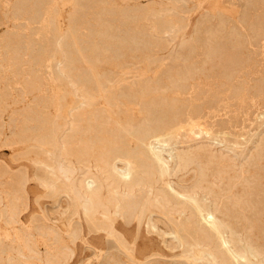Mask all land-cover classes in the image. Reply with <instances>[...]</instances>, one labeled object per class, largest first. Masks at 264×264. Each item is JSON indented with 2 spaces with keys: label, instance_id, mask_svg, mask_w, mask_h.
Instances as JSON below:
<instances>
[{
  "label": "rangeland",
  "instance_id": "obj_1",
  "mask_svg": "<svg viewBox=\"0 0 264 264\" xmlns=\"http://www.w3.org/2000/svg\"><path fill=\"white\" fill-rule=\"evenodd\" d=\"M0 6V251L7 249L4 257L0 254V264H200L207 258L211 264L208 253L217 260L220 257L219 264H237L219 236L200 232L201 218L194 201L204 209V215L207 211L216 213L212 212L225 237L234 238L230 249L235 245L234 252L241 250L239 254L247 256L246 264H264V0H0ZM59 32L65 34L66 59L62 65L52 56ZM89 67H95V76ZM107 78H112L111 84ZM96 79L116 89L107 94V105L97 94ZM84 98L90 105L83 104ZM143 106H147L145 110ZM120 117L123 120L119 121ZM158 119L163 120L160 123ZM144 121L164 133L162 143L165 140L167 153L173 154L166 175L151 167L147 152L140 145L138 148L136 139L123 136L126 129L136 123L145 125ZM55 143L60 144L59 156L75 175L73 186L80 192L79 185L87 179L83 175L88 177L93 171L89 178L96 174L119 199L124 189L102 161L115 148L120 168L122 156L127 163L132 161L137 177H132L136 182L130 201L139 205L135 207L137 217L115 214L113 205L106 202L108 210L100 209L96 217L108 228L100 234L75 235L73 231L79 230L75 224L80 228L81 220L74 216L70 188L53 173ZM142 155L148 156V161ZM156 182L157 187L153 186ZM160 190L164 192L158 193ZM70 201L74 202L71 208ZM138 211L143 213L141 221ZM110 225L128 236L139 228V242H132L128 248L119 246ZM47 227H53L52 231ZM44 230L48 232L45 235ZM53 231L62 234L73 256L68 257L54 244ZM17 249L25 250L26 262L17 255Z\"/></svg>",
  "mask_w": 264,
  "mask_h": 264
},
{
  "label": "bare ground",
  "instance_id": "obj_2",
  "mask_svg": "<svg viewBox=\"0 0 264 264\" xmlns=\"http://www.w3.org/2000/svg\"><path fill=\"white\" fill-rule=\"evenodd\" d=\"M22 2H23V0H22ZM170 2V1H169ZM37 4V3H36ZM1 7V6H0ZM9 7V6H8ZM188 9V8H187ZM188 19V18H187ZM263 22V21H262ZM128 23V22H127ZM249 23V22H248ZM55 25V24H54ZM263 25V24H262ZM56 26V25H55ZM223 26V25H222ZM221 26V27H222ZM64 27H67L66 25H64ZM257 27V26H256ZM259 27V26H258ZM54 28H56V27H54ZM57 28H58V26H57ZM239 28V27H238ZM64 29H66V28H64ZM241 29V28H240ZM56 30V29H55ZM67 30V29H66ZM176 30V29H175ZM263 30V29H262ZM58 30H56V32H57ZM62 31V30H61ZM69 31V30H68ZM247 31V30H246ZM259 31V30H258ZM184 32V31H183ZM58 33V32H57ZM60 33V32H59ZM67 33V32H66ZM236 33V32H235ZM61 34V33H60ZM58 35V34H57ZM257 35V34H256ZM241 36V35H240ZM65 37V34H61V35H58L57 37H56V39L54 40L55 42H54V47H53V49H52V52H53V59L54 60H57L58 61V65H59V63L62 65V63L65 61V59H66V48L64 47V44H63V42H62V39ZM68 37V36H67ZM113 37V36H112ZM248 38V37H247ZM67 39V38H66ZM196 40V39H195ZM254 40V39H253ZM122 42V41H121ZM143 42V41H142ZM66 43V42H65ZM192 47V46H191ZM207 47V46H206ZM215 48V47H214ZM193 49V48H192ZM169 51V50H168ZM193 52V51H192ZM120 53V52H119ZM210 53H212V52H210ZM220 53H221V51H220ZM223 53V52H222ZM225 53V52H224ZM230 53V52H229ZM182 54V53H181ZM202 54V53H201ZM214 54V53H213ZM233 54V53H232ZM211 56V55H210ZM208 57V56H207ZM234 57V56H233ZM209 58V57H208ZM232 58V57H231ZM249 60V59H248ZM205 61V60H204ZM203 61V62H204ZM214 61V60H213ZM55 63H57V62H55ZM86 63V62H85ZM202 63V62H201ZM236 64V63H235ZM88 65H90V64H88ZM217 65V64H216ZM215 65V66H216ZM92 66V65H91ZM200 66V65H199ZM218 66V65H217ZM223 66H225V65H223ZM95 68V67H94ZM94 68L92 69V67H89V71L91 72V74H93L94 76H95V70H94ZM219 68H221L222 69V67H219ZM229 68V67H228ZM233 69V68H232ZM86 70V69H85ZM88 70V69H87ZM197 71V70H196ZM224 72V71H223ZM239 72V71H238ZM185 73V72H184ZM232 73V72H231ZM230 73V74H231ZM83 74H84V72H83ZM98 74V73H97ZM183 74V73H182ZM82 75V74H81ZM89 75V74H88ZM237 75V74H236ZM241 75V74H240ZM83 76V75H82ZM97 76V75H96ZM188 76V75H187ZM217 76V75H216ZM90 75L88 76V78L90 79ZM93 77V76H92ZM225 77V76H224ZM86 78V79H85ZM84 79L85 80H87V77H85ZM97 78V77H96ZM101 78V77H100ZM103 78H105V77H103ZM193 78V77H192ZM219 78V77H218ZM92 79V78H91ZM93 79H95V78H93ZM97 79H99V78H97ZM96 79V83H97V88H98V93L97 94H99V97H100V99H103L104 100V102H105V104L107 103V96H109V95H107V94H110L111 93V91L112 90H114L112 87H110L111 85V79L109 78H107L108 79V81H110V84H109V82H107L108 83V85L106 84H104V83H102L101 81V79L100 80H97ZM115 79V78H114ZM228 79V78H227ZM235 79V78H234ZM64 80V79H63ZM67 80V79H66ZM105 80V79H104ZM252 80V79H251ZM82 81H84V80H82ZM80 82V84H82V82H81V80L79 81ZM114 82V81H113ZM231 82V81H230ZM37 83V82H36ZM65 83V82H64ZM153 83V82H152ZM152 83H151V85H152ZM67 84V83H66ZM84 84L87 86V84L84 82ZM84 84H82V85H84ZM92 84V83H91ZM113 84V83H112ZM116 84V83H115ZM119 85H120V82L118 83ZM147 84H148V82H147ZM154 84V83H153ZM156 84V83H155ZM227 84H229V82L227 83ZM240 84V83H239ZM36 85V84H35ZM81 85V86H82ZM89 85V84H88ZM110 85V86H109ZM117 85V84H116ZM184 85V84H183ZM68 86H70L69 84H68ZM85 86V87H86ZM93 86V85H92ZM182 86V85H181ZM241 86V85H240ZM65 87H67V85L65 86ZM94 87H95V85H94ZM93 87V88H94ZM118 87V86H117ZM120 87V86H119ZM144 87V86H143ZM153 87H154V85H153ZM202 87V86H201ZM238 87V86H237ZM82 88V87H81ZM83 88H84V86H83ZM88 88V87H87ZM96 88V89H97ZM158 88V87H157ZM157 88H156V90H157ZM68 89V88H67ZM85 90H86V88H84ZM143 88H141V90H142ZM145 89V88H144ZM191 89V88H190ZM195 89V88H194ZM69 91H70V87H69V89H68ZM82 90V89H81ZM92 90H95V88L94 89H92ZM92 90H90V91H92ZM116 90V89H115ZM150 89H147V93H148V91H149ZM155 90V89H154ZM248 90H249V88H248ZM68 91V92H69ZM79 91V90H78ZM143 91V90H142ZM251 91V90H250ZM257 91H258V89H257ZM67 92V91H66ZM77 92V91H76ZM87 92V91H86ZM85 92V93H86ZM97 92V91H96ZM141 92V91H140ZM150 92H152V91H150ZM249 92V91H248ZM11 93V92H10ZM89 93V92H88ZM116 92H114V94H115ZM142 93H144V92H142ZM260 93V92H259ZM74 94V93H73ZM92 94V93H91ZM112 94V93H111ZM257 94V93H256ZM81 95V94H80ZM90 94H88V97H90L89 96ZM119 95V94H118ZM252 95V94H251ZM85 96V95H84ZM83 97V96H82ZM92 97V96H91ZM110 97V96H109ZM116 97V96H115ZM145 97V96H144ZM143 97V98H144ZM147 97V96H146ZM94 98V97H93ZM148 98V97H147ZM227 98V97H226ZM237 98V97H236ZM89 99H91V98H89ZM96 99V98H95ZM78 100H80L79 98H78ZM98 100V99H97ZM112 100H113V98H112ZM115 101L117 100V99H114ZM143 100V99H142ZM226 100V99H225ZM238 100V99H237ZM82 101H83V104H87L88 102H85L86 100H85V98L84 99H82ZM88 101H90V100H88ZM95 103L94 104H96V101H94ZM98 102H101V101H98ZM111 102V101H110ZM113 103H115L114 101H112ZM236 102V101H235ZM253 102V101H252ZM78 103V102H77ZM91 103H93V102H91ZM80 104V103H79ZM141 104H143V103H141ZM145 104V103H144ZM246 104V103H245ZM249 104V103H248ZM88 105H90L89 103H88ZM93 105V104H92ZM107 105V104H106ZM109 105V104H108ZM146 105V104H145ZM148 105V104H147ZM204 105V104H203ZM213 105V104H212ZM239 105V104H238ZM85 107H86V105H84ZM114 105H112V107H113ZM116 106V105H115ZM114 106V107H115ZM142 106V105H141ZM148 106H150V105H148ZM220 106V105H219ZM256 106V105H255ZM254 106V107H255ZM90 107H93V106H90ZM95 107H97V106H95ZM101 107V106H100ZM107 107V106H106ZM105 107V108H106ZM144 107V110H145V107H147V106H143ZM189 107V106H188ZM195 107V106H194ZM204 107V106H203ZM206 107V106H205ZM227 107V106H226ZM29 108V107H28ZM78 108V107H77ZM142 108V107H141ZM79 109V108H78ZM101 109V108H100ZM98 110V111H101V110ZM103 109V108H102ZM147 109V108H146ZM188 109V108H187ZM191 109V108H190ZM209 109V108H208ZM217 109V108H216ZM215 109V110H216ZM220 109H222V108H220ZM104 110V109H103ZM102 110V111H103ZM109 110V109H108ZM141 110V109H140ZM148 110V109H147ZM171 110V109H170ZM240 110H241V108H240ZM142 111H143V109H142ZM149 111V110H148ZM147 111V112H148ZM182 111V110H181ZM217 111V110H216ZM104 112H105V110H104ZM113 112V111H112ZM145 112V111H144ZM167 112V111H166ZM235 112V111H234ZM256 112V111H255ZM254 112V113H255ZM182 113V112H181ZM146 114V113H145ZM151 114H154V113H150V115ZM178 114V113H177ZM204 114V113H203ZM33 115V114H32ZM114 115V114H113ZM112 115V116H113ZM150 115H148V116H150ZM183 115V114H182ZM190 115V114H189ZM116 116V115H115ZM152 116V115H151ZM215 116V115H214ZM118 117V116H117ZM116 117V118H117ZM142 117H143V114H142ZM191 117H193V116H191ZM13 118V117H12ZM75 118V117H74ZM115 118V119H116ZM119 118V117H118ZM121 118V117H120ZM151 118V117H150ZM154 118H157V117H154ZM188 118V117H187ZM263 118V117H262ZM30 119V118H29ZM114 119V120H115ZM132 119V118H131ZM130 119V120H131ZM149 119V118H148ZM153 119V118H152ZM195 119V118H194ZM203 119V118H202ZM235 119V118H234ZM253 119V118H252ZM121 120H123L122 118L119 120V121H121ZM134 120V119H133ZM137 120V119H136ZM147 120V119H146ZM157 120V119H156ZM159 120V119H158ZM160 120H163V119H160ZM160 120H159V122H160ZM174 120V119H173ZM184 120V119H183ZM238 120V119H237ZM259 120V119H258ZM257 120V121H258ZM262 120V119H261ZM135 121V120H134ZM167 121V120H166ZM176 121V120H175ZM174 121V122H175ZM209 121V120H208ZM225 121V120H224ZM232 121V120H231ZM142 122V121H141ZM147 122V121H146ZM148 122H149V120H148ZM150 122H152V121H150ZM156 122V121H155ZM164 122V121H163ZM168 122V121H167ZM166 122V123H167ZM171 123H172V121H170ZM245 122V121H244ZM249 122V121H248ZM130 123V122H129ZM134 123V122H133ZM161 123V122H160ZM159 123V127H162L161 126V124ZM165 123V122H164ZM259 123V122H258ZM123 124V123H122ZM143 124H145V121H144V123ZM158 124V123H157ZM247 124V123H246ZM257 124V123H256ZM125 125V124H124ZM137 125V123L134 125V126H132V127H130L129 129H126V131H124L123 132V136H129V137H131V138H133V139H136L137 140V142H138V146L140 145L141 146V149L142 148H144L145 149V151L147 152V154H148V156H149V161L151 162V167L152 168H155V171H157V172H159L160 173V175H164L165 173L167 174V172L169 171V164H170V161H172L173 160V154H172V152H170L169 151V153H167V151H166V142H165V140H164V142H165V144H164V142L162 143V141H163V132H161V131H157L156 129H154V127L152 126V125H150V124H145V125H140V126H136ZM172 125V124H171ZM157 127H158V125H156ZM169 126H170V124H169ZM239 126V125H238ZM258 126V125H257ZM122 127V126H121ZM126 127H128V126H126ZM125 127V128H126ZM158 127V128H159ZM163 127H166L165 125H163ZM55 128V127H54ZM56 128H57V126H56ZM59 128V127H58ZM57 128V129H58ZM66 128V127H65ZM68 128V127H67ZM119 128V127H118ZM122 128H124V127H122ZM156 128V127H155ZM167 128H168V126H167ZM195 128H197V127H195ZM261 128V127H260ZM244 129V128H243ZM247 129V128H246ZM249 129V128H248ZM254 129V128H253ZM67 130V129H66ZM91 130V129H90ZM191 130V129H190ZM197 130H199V128L197 129ZM202 130V129H201ZM260 130V129H259ZM53 131H55V129L54 130H52V132ZM76 131V130H75ZM74 131V132H75ZM119 131V130H118ZM120 131H122V130H120ZM162 131H163V129H162ZM195 131V130H194ZM231 131V130H230ZM247 131V130H246ZM51 132V131H50ZM49 132V133H50ZM51 132V133H52ZM58 132H59V130H58ZM57 132V133H58ZM73 132V133H74ZM115 132V131H114ZM113 132V133H114ZM196 132H198V131H196ZM226 132V131H225ZM258 132V131H257ZM50 133V134H51ZM200 133V132H199ZM209 133V132H208ZM207 133V134H208ZM53 134V136H54V132L52 133ZM121 134V133H120ZM195 134V133H194ZM57 135V134H56ZM59 135V134H58ZM63 135V134H62ZM199 135H201V133L199 134ZM245 135V134H244ZM247 135V134H246ZM65 136V135H64ZM115 136V135H114ZM117 136V135H116ZM120 137H122L121 135H119ZM166 136V135H165ZM187 136H189V135H187ZM256 136V135H255ZM263 136V135H262ZM66 137V136H65ZM183 137V136H182ZM48 138V137H47ZM47 138H46V141H47ZM52 138V137H51ZM55 138H56V136H55ZM54 138V139H55ZM64 138V137H63ZM62 138V139H63ZM67 138V137H66ZM230 138V137H229ZM53 139V140H54ZM58 139V138H57ZM132 139V140H133ZM170 139V138H169ZM262 139V138H261ZM260 139V140H261ZM66 140V139H65ZM135 140V141H136ZM58 141H60V140H58ZM69 141V140H68ZM92 141V140H91ZM102 141V140H101ZM122 141V140H121ZM124 141V140H123ZM263 141V140H262ZM48 142V141H47ZM46 142V143H47ZM51 142H53V141H50L49 143H51ZM70 142V141H69ZM107 142V141H106ZM245 142V141H244ZM62 143H64L63 141H62ZM66 143V142H65ZM74 143V142H73ZM76 143V142H75ZM112 143V142H111ZM116 143V142H115ZM260 143H262V142H260ZM56 144V148H57V155L54 157L55 158V165H54V167H53V173H54V175H55V178H56V180H59L60 182H61V184H63L64 186H66V188L67 187H69L70 188V190H71V194L74 196V201H75V205L73 206V207H75L74 209V211H75V217H76V215H78L79 217H80V220H81V225H80V228H78L79 227V225L76 223L75 224V227L77 228V229H79V230H77V231H73L74 232V234L75 235H79V234H81V233H85L86 235H91V234H100L101 232H103L104 230H106V228H108V226L107 225H105L104 223H100V222H98V220H97V217H96V213L98 214V211L100 210V209H103L104 211L105 210H108L107 208H106V202H108V203H110V204H112L113 205V207L112 208H114V210H116V212H115V214L117 213V214H121V213H123V214H127L128 215V217L127 218H130V219H132V217H134L135 216V214H136V211L135 210H137V209H135V207L136 206H138L139 207V205H137V203H135V202H133V200L132 201H130V199L132 198V193H133V187H134V183L136 182H133L135 179V176L137 175H135L134 176V172H133V168H132V165L130 164L132 161H130V163H127L126 162V156L124 155V156H122V158H120V161L123 163V167L122 168H120L119 166H118V163L117 162H119V161H117V159L120 157L119 155H118V153H117V148H115V149H113L112 151H109V153H107V156L104 158L103 156V163H104V165H105V167L107 168L106 170H108V171H110L111 172V174L113 175V177L115 178V180L117 179V181H119V184H120V186L124 189V191H123V194H122V196L118 199H116L115 198V193L113 192V191H111V188H109L110 186H109V184H108V186L106 185V184H104V183H102V182H100L98 179H97V177H96V174L94 175V177L93 178H89L91 175H92V172H91V174L89 173V176L87 177V175H86V177H84V175H83V179L84 178H87L86 180H83L84 181V183H82V181H81V183H82V185H79V187L81 186V190H82V192H80V191H77L76 189H75V187L73 186V184H74V180L72 181V176H75V175H72V171L70 170V168L63 162V160L61 159V157L59 156V154H60V151H61V147H60V144L59 143H55ZM54 144V145H55ZM67 144V143H66ZM167 144H168V142H167ZM231 144V143H230ZM45 145V144H44ZM53 145V146H54ZM95 145V144H94ZM118 145V144H117ZM137 145V144H136ZM169 145V144H168ZM238 145V144H237ZM47 146V145H46ZM52 146V145H51ZM52 146V147H53ZM66 146V145H65ZM102 146H103V144H102ZM125 146H128V145H125ZM132 146V145H131ZM140 146L138 147V148H140ZM264 146V145H263ZM55 147V146H54ZM53 147V148H54ZM71 147V146H70ZM93 147V146H92ZM48 148H49V144H48ZM52 148V149H53ZM55 148V149H56ZM127 148V147H126ZM129 148V147H128ZM132 148V147H131ZM235 148V147H234ZM264 148V147H263ZM51 149V148H50ZM55 149H53V150H55ZM65 149H66V147H65ZM100 149V148H99ZM111 149V148H110ZM197 149V148H196ZM260 149V148H259ZM101 150V149H100ZM136 150V149H135ZM68 151V150H67ZM71 151V150H70ZM123 151V150H122ZM128 151H129V149H128ZM140 151V150H139ZM179 151V150H178ZM178 151H176L175 153L177 154V152ZM182 151V150H181ZM205 151V150H204ZM45 152H47V150H45ZM48 152H51L50 150L48 151ZM55 152V151H54ZM65 152V151H64ZM100 152V151H99ZM132 152V151H131ZM142 152H143V150H142ZM142 152H140V156H141V153ZM186 152V151H185ZM62 153V152H61ZM122 153V152H121ZM127 153V152H126ZM139 152H137V154H138ZM165 153H167L168 154V156H167V154H165ZM183 153V152H182ZM64 154V153H63ZM67 154V153H66ZM65 154V155H66ZM120 154V153H119ZM125 154V153H124ZM128 154V153H127ZM135 154V153H134ZM144 154V153H143ZM146 154V155H147ZM197 154V153H196ZM50 155V154H49ZM106 155V154H105ZM122 155V154H121ZM130 155V154H129ZM127 156V157H130V156ZM139 155V154H138ZM146 155H145V157H146ZM168 157H166V156ZM179 155H180V153H179ZM182 155H184V154H182ZM252 155V154H251ZM67 156V155H66ZM136 156V155H135ZM143 156V155H142ZM147 156V157H148ZM176 156V155H175ZM181 156V155H180ZM187 156L188 155H186V159H187ZM224 156V155H223ZM68 157V156H67ZM66 157V158H67ZM90 157V156H89ZM144 157V156H143ZM144 157V158H145ZM147 157L145 158V159H147ZM177 157H179L178 155H177ZM190 157V156H189ZM226 157V156H225ZM249 157H251V156H249ZM65 158V157H64ZM99 158V157H98ZM100 158H101V156H100ZM137 158V157H136ZM138 158H140V157H138ZM137 158V159H138ZM143 158V159H144ZM184 158V161H185V157H183ZM232 158V157H231ZM68 159V158H67ZM101 159V160H102ZM132 159H133V157H132ZM177 159V158H176ZM200 159V158H199ZM64 160H66V159H64ZM100 160V159H99ZM129 160H131L130 158H129ZM139 160V159H138ZM140 160H141V158H140ZM139 160V161H140ZM182 160V162H183V159H181ZM180 160V161H181ZM188 160V159H187ZM191 160H192V158H190V162H191ZM67 161V160H66ZM143 161V160H142ZM147 161H148V159H147ZM147 161H145L146 163H148ZM67 162H69V161H67ZM74 162V161H73ZM96 162H97V160H96ZM144 162V161H143ZM229 162H231V161H229ZM245 162V161H244ZM138 163V162H137ZM176 163V162H175ZM184 163V162H183ZM187 161L184 163V165H186L187 166ZM189 163V162H188ZM48 164V163H47ZM73 163H71V165H72ZM98 164V163H97ZM257 164V163H256ZM50 165V164H49ZM140 165V164H139ZM148 165V164H147ZM179 165H181V164H179ZM196 165V164H195ZM69 166H70V164H69ZM93 166V165H92ZM122 166V165H121ZM149 166V165H148ZM178 166V165H177ZM185 166V167H186ZM45 167V166H44ZM142 168L144 167V166H141ZM180 167V166H179ZM182 167V166H181ZM184 167V166H183ZM247 167V166H246ZM97 168H99V167H97ZM138 168V167H137ZM140 168V167H139ZM147 168V167H146ZM150 168V167H149ZM259 168V167H258ZM47 169V168H46ZM86 169V168H85ZM145 169V168H144ZM177 169H179L178 167H177ZM230 169V168H229ZM49 170V169H48ZM77 170V169H76ZM88 171L87 172H89V170L90 169H87ZM92 170V169H91ZM148 170V169H147ZM146 170V171H147ZM78 171V170H77ZM95 171V170H94ZM139 171V170H138ZM141 171V170H140ZM145 171V170H144ZM145 171V172H146ZM154 171V170H153ZM175 171V170H174ZM207 171V170H206ZM232 171V170H231ZM258 171V170H257ZM86 172V173H87ZM96 172V171H95ZM106 173H107V171H105ZM104 172V173H105ZM172 172V171H171ZM44 173V172H43ZM42 173V174H43ZM98 173V172H97ZM105 173V174H106ZM139 173V172H138ZM151 173L153 174V172L151 171ZM169 173V172H168ZM24 174V173H23ZM45 174V173H44ZM74 174V173H73ZM76 174V173H75ZM88 174V173H87ZM94 174V173H93ZM110 174V173H109ZM142 174V173H141ZM143 174H145L146 176L147 175H149L148 173H144L143 172ZM158 174V173H157ZM156 174V175H157ZM165 174V175H166ZM229 174V173H228ZM108 175V174H107ZM159 175V174H158ZM39 176H40V174H39ZM78 176V175H77ZM81 176V175H80ZM106 176V175H105ZM110 175H108L107 177H109ZM134 176V178H132ZM139 176V175H138ZM152 176H155V174H153ZM152 176H151V179H152ZM186 176V175H185ZM14 177V176H13ZM96 177V178H95ZM102 177V176H101ZM137 177V176H136ZM156 177V176H155ZM157 177H159V176H157ZM237 177V176H236ZM30 178V177H29ZM78 178V177H77ZM76 178V179H77ZM113 178V179H114ZM140 178V177H139ZM148 178H150V177H148L147 176V179ZM166 178V177H165ZM233 178V177H232ZM109 179V178H108ZM111 179V178H110ZM146 179V178H145ZM162 179V177L160 178V180ZM163 179H164V177H163ZM184 179V178H183ZM227 179V178H226ZM243 179V178H242ZM107 179H104V181H106ZM112 180V179H111ZM110 180V181H111ZM136 180H138V179H136ZM222 180V179H221ZM235 180V179H234ZM24 181V180H23ZM80 181L78 182V183H80ZM107 181H109V180H107ZM107 181H106V183H107ZM109 181V182H110ZM139 181V184H141V183H143V182H141L140 183V180H138ZM138 181H137V184H138ZM150 181V180H149ZM156 181V180H155ZM226 181V180H225ZM237 181V180H236ZM158 183H159V181H157ZM156 182V184H152L153 186H155L156 185V187H157V183ZM14 183V182H13ZM113 183H116V182H114V180H113ZM113 183H111V184H113ZM150 183V182H149ZM155 183V182H154ZM234 183V182H233ZM236 183V182H235ZM17 184V183H16ZM25 184H27L26 182H25ZM117 184V183H116ZM137 184H136V186H137ZM238 184V183H237ZM115 185V184H114ZM141 185H143V184H141ZM140 185V186H141ZM151 185V186H152ZM167 185V184H166ZM225 185V184H224ZM14 186V185H13ZM147 186V185H146ZM170 186V185H169ZM219 186V185H218ZM234 186V185H233ZM10 187V186H9ZM25 187V186H24ZM74 187V188H73ZM78 187V188H79ZM150 187V186H149ZM220 187V186H219ZM232 187V186H231ZM23 187L21 186V189H22ZM26 188V187H25ZM24 188V190H26ZM61 188H63V187H61ZM120 188V187H119ZM144 188V187H143ZM154 188V187H153ZM171 188V187H170ZM202 188V187H201ZM227 188V187H226ZM14 189V188H13ZM65 189V188H64ZM151 189V188H150ZM169 189V188H168ZM220 189V188H219ZM3 190V189H2ZM156 190V189H155ZM159 190V189H158ZM172 190V189H171ZM173 190H174V188H173ZM172 190V191H173ZM202 190V189H201ZM237 190V189H236ZM58 191H59V189H58ZM58 191H56V192H58ZM63 191V190H62ZM153 191V190H152ZM163 191V190H162ZM161 190H160V192H158V193H161L162 192ZM168 191H170V190H168ZM175 191V190H174ZM173 191V192H174ZM205 191V190H204ZM225 191V190H224ZM12 192V191H11ZM23 192V191H22ZM26 192V191H25ZM64 192H65V190H64ZM135 192V191H134ZM150 192H151V190H150ZM149 192V197H151L150 196V194H152V193H150ZM164 192V191H163ZM171 192V191H170ZM27 193V192H26ZM156 193H157V191H156ZM180 193H181V191H180ZM246 193V192H245ZM2 194V193H1ZM6 194V193H5ZM17 194H18V192H17ZM23 194V193H22ZM70 194V195H71ZM164 194V193H163ZM177 194V193H176ZM253 194V193H252ZM58 195V194H57ZM68 195V194H67ZM70 195H68V196H70ZM142 195V194H141ZM143 195H145V194H143ZM160 195V194H159ZM164 195H166V194H164ZM169 195H171V194H169ZM178 195V194H177ZM177 195H175V196H177ZM182 195H183V193H182ZM186 195V194H185ZM7 196V195H6ZM55 196V195H54ZM155 196H157V195H155ZM163 196V195H162ZM11 197V196H10ZM145 197V196H144ZM148 197V196H147ZM165 197V196H164ZM163 197V198H164ZM167 197V196H166ZM212 197V196H211ZM18 198V197H17ZM26 198V197H25ZM29 198V197H28ZM71 198V197H70ZM156 198V197H155ZM160 198V197H159ZM163 198H161L163 201H164V199ZM176 198V197H175ZM183 198V197H182ZM181 198V199H182ZM221 198V197H220ZM222 198H224V197H222ZM15 199V198H14ZM24 199V198H23ZM147 199V198H146ZM157 199H158V197H157ZM178 199V198H177ZM184 199H186V198H184ZM236 199H237V196H236ZM19 200V199H18ZM17 200V201H18ZM27 199H25V200H23L24 202L26 201ZM70 200H73V199H70ZM136 200V199H135ZM139 200V199H138ZM142 200V199H141ZM179 200V199H178ZM248 200V199H247ZM16 201V200H15ZM149 201V200H148ZM162 201V202H163ZM185 201V200H184ZM237 201V200H236ZM239 201V200H238ZM243 201V200H242ZM29 202V201H28ZM73 202V201H72ZM71 201H70V208H71V203H72ZM136 202H138L137 200H136ZM142 203H144L143 201H141ZM146 202V201H145ZM166 201H164V203H165ZM182 201L180 200V203H181ZM195 202V208H196V210H197V212H198V214L200 215V216H198L199 218H201V219H199L201 222H200V226H198V227H200L201 228V231L200 232H211V233H213V235H214V233H215V235H217V237L219 236L220 238H221V243H222V245L223 246H226L227 247V249H228V251L230 252V254H231V256L233 257V259L237 262V264H246V258H247V256H246V254L247 253H245V256H246V258H244L243 256H241L239 253H240V251L241 250H239V253H238V249H237V251L236 252H234L233 250L236 248V246L234 245V247L235 248H233V250H232V248L230 249V247H229V245H230V240L232 241L234 238L232 237V239H230L229 240V238H227V237H225L226 235H225V233L222 231V226H221V224L217 221V219H216V217L214 216L216 213L214 212V211H212L213 213H215V214H213L211 211H207L206 212V214L204 215L203 214V212H204V209H202L198 204H197V202L196 201H194ZM224 202V201H223ZM240 202V201H239ZM238 202V203H239ZM20 203V202H19ZM74 203V202H73ZM140 203V202H139ZM149 202H147V204H148ZM166 203H168V200H167V202ZM225 203V202H224ZM17 204V203H16ZM28 204V203H27ZM141 204V203H140ZM145 204V203H144ZM169 204H170V202H169ZM184 204V203H183ZM240 204H242V203H240ZM20 205V204H19ZM26 205V204H25ZM146 205V204H145ZM149 205V204H148ZM150 205H152V203L150 204ZM188 205V204H187ZM222 205H224V204H222ZM221 205V206H222ZM24 206V205H23ZM147 206V205H146ZM184 206V205H183ZM141 207L143 208L144 206H142L141 205ZM23 208H25V207H23ZM22 208V209H23ZM69 208V209H70ZM146 208V207H145ZM144 208V209H145ZM168 208V207H167ZM186 208V207H185ZM225 208V207H224ZM244 208V207H243ZM22 209H20V210H22ZM27 209V208H26ZM144 209L142 210V211H144ZM182 209V208H181ZM189 209H190V207H189ZM227 209V208H226ZM15 210V209H14ZM14 210H13V212H14ZM73 210V209H72ZM140 210V209H139ZM183 210H185V209H183ZM187 210V209H186ZM185 210V211H186ZM214 210V209H213ZM217 209H215V211H216ZM17 211H18V209H17ZM141 211V212H142ZM189 211H191V210H189ZM19 212V211H18ZM103 212V211H102ZM147 212V211H146ZM194 212V211H193ZM247 212V211H246ZM20 213V212H19ZM22 213H23V210H22ZM138 213H140L139 211H138ZM163 213V212H162ZM225 213V212H224ZM223 213V214H224ZM242 212H240V214H241ZM15 215H16V213H14ZM74 214V213H73ZM143 214V213H142ZM142 214L140 213V215H138V218L140 219V218H143L142 217ZM244 214H246V213H244ZM21 215L22 214H20V217H21ZM193 215V214H192ZM225 215V214H224ZM71 216H73L72 215V213H71ZM71 216H69L70 218H71ZM101 216H102V214H101ZM194 216H196V215H194ZM218 216V215H217ZM221 216H223V215H221ZM4 217V216H3ZM15 217V216H14ZM135 217H137V216H135ZM193 216H191L190 217V220H191V218H192ZM226 217V216H225ZM259 217V216H258ZM17 218V217H16ZM69 218V219H70ZM101 218H103V217H101ZM245 218V217H244ZM15 219V218H14ZM138 219V220H139ZM149 219H150V217H149ZM148 219V220H149ZM166 219V218H165ZM218 219H219V216H218ZM225 219V218H224ZM4 220V219H3ZM13 220V219H12ZM16 220V219H15ZM14 220V221H15ZM39 220H41V219H39ZM103 220V219H102ZM188 220V219H187ZM189 220V221H190ZM199 220H198V222H199ZM104 221V220H103ZM140 221H141V219H140ZM194 221V219L191 221V222H193ZM224 221V220H223ZM13 222V221H12ZM17 222V221H16ZM38 222V221H37ZM41 222V221H40ZM150 222V221H149ZM182 222V221H181ZM197 222V223H198ZM203 222V223H202ZM204 222L206 223L205 225H203L204 224ZM222 222V221H221ZM242 222V221H241ZM248 222V221H247ZM251 222V221H250ZM154 223V222H153ZM224 223V222H223ZM229 223V222H228ZM227 223V224H228ZM243 223V222H242ZM44 224V223H43ZM47 224V223H46ZM80 224V223H79ZM139 224V223H138ZM147 224H148V221H147ZM172 224V223H171ZM196 224V223H195ZM199 224V223H198ZM248 224V223H247ZM32 225H34V223L32 224ZM114 225V224H113ZM113 225H110V230H111V233H112V235H115V241L117 242L116 244H118L119 246H122V247H126V248H128L130 245H131V243L132 242H134V245H137V243L139 242V239H140V230H139V228L136 230V232H135V234L133 235V236H128V235H121L120 233H119V231H117V229L113 226ZM150 225H151V223H150ZM179 225V224H178ZM180 225H182V223H180ZM189 225H191V223L189 224ZM193 225V224H192ZM44 226V225H43ZM46 226H48V224L46 225ZM140 226V225H139ZM147 226V225H146ZM247 226V225H246ZM249 226V225H248ZM33 227V226H32ZM178 228H180L179 226H177ZM185 227V226H184ZM190 227V226H189ZM195 227V226H194ZM41 228V227H40ZM48 228V227H47ZM53 228V227H52ZM52 228H48V229H50V231H52ZM73 228V227H72ZM183 228V227H182ZM33 229V228H32ZM36 230H37V228H35ZM44 229V228H43ZM184 229H186V227L184 228ZM190 229V228H189ZM195 229H197L196 227H195ZM29 230V229H28ZM41 230V229H40ZM58 230V229H57ZM57 230H55V232L57 231ZM73 230H75V228L73 229ZM180 230V229H179ZM248 230V229H247ZM43 231V230H42ZM46 231H47V229H46ZM45 230H44V235L45 234H47L48 232H46ZM172 231V230H171ZM170 231V232H171ZM38 232H39V229H38ZM174 232V231H173ZM187 232V231H186ZM202 232V233H203ZM40 233V232H39ZM53 233H54V231H53ZM149 233V232H148ZM175 233V232H174ZM181 233V232H180ZM183 233V232H182ZM190 233V232H189ZM195 234L196 233H198V231L197 232H194ZM232 233V232H231ZM28 234H29V232H28ZM50 234V233H49ZM48 234V235H49ZM70 234V233H69ZM71 234H72V232H71ZM71 234H70V236H71ZM168 234V233H167ZM171 234V233H170ZM169 234V235H170ZM200 234V233H199ZM204 234V233H203ZM22 235V234H21ZM33 235V234H32ZM47 235V237H50V236H48ZM51 235V234H50ZM55 235V236H54ZM62 235V234H61ZM61 235H59L58 233H54L53 235H52V238L51 239H53L54 240V244H57V245H60L61 246V250H63V252L65 253V254H67V256L68 257H71V256H73V250H71L70 249V247L69 246H67V244L65 243V240L63 241V237H61ZM184 235H186V234H184ZM214 235V236H215ZM183 236V235H182ZM187 236V235H186ZM186 236H184L183 237V239H185V237ZM195 236H197V238H198V236L199 235H195ZM209 236V235H208ZM214 236H212V238L214 237ZM228 236V235H227ZM230 236V235H229ZM41 237H43V235H41ZM47 237H45V238H47ZM170 237V236H169ZM181 237V236H180ZM187 237H191V236H187ZM24 238V237H23ZM27 238V237H26ZM70 238V237H69ZM72 238H74V237H72ZM71 238V239H72ZM78 238V237H77ZM79 238H80V235H79ZM78 238V239H79ZM163 238V237H162ZM193 238V237H192ZM200 238V237H199ZM205 238H206V235H205ZM209 238H210V236H209ZM50 239V240H51ZM77 239V240H78ZM173 239V238H172ZM178 239V238H177ZM187 239V238H186ZM186 239H185V241H186ZM188 239H190V238H188ZM195 239V238H194ZM49 240V241H50ZM167 240V239H166ZM199 240V239H198ZM206 240H208V238H206ZM211 240V239H210ZM48 241V240H47ZM67 241V240H66ZM72 241V240H71ZM74 241V240H73ZM191 241V239L188 241V243H191L190 242ZM195 241V240H194ZM204 241V240H203ZM213 241V240H212ZM211 241V243L210 244H213V242ZM31 242V241H30ZM51 242V241H50ZM77 242V241H76ZM75 242V243H76ZM174 242V241H173ZM193 242V241H192ZM217 242V241H216ZM234 242H235V240H234ZM73 243V242H72ZM110 243V242H109ZM180 243V242H179ZM202 243V242H201ZM200 243V244H201ZM205 243V241L203 242V244ZM232 243H233V241H232ZM253 243V242H252ZM33 244V243H32ZM50 244V243H49ZM52 244H53V242H52ZM115 244V245H116ZM182 244V243H181ZM193 244V243H192ZM198 244V243H197ZM196 244V245H197ZM202 244V245H203ZM207 244V243H206ZM220 244V243H219ZM233 244H235V243H233ZM36 245V244H35ZM194 245V244H193ZM192 245V246H193ZM196 245H194V246H196ZM209 245V244H208ZM253 245V244H252ZM30 246V245H29ZM51 246V245H50ZM188 246V245H187ZM191 246V247H192ZM206 246V245H205ZM7 247V246H6ZM28 247V246H27ZM59 247V246H58ZM190 247V246H189ZM190 247V248H191ZM216 247V246H215ZM217 247H218V245H217ZM220 247V246H219ZM218 247V248H219ZM8 248V247H7ZM13 248V247H12ZM22 248V247H21ZM24 248V247H23ZM37 248V247H36ZM194 248V247H193ZM206 248V247H205ZM215 249V251H217V250H219V249ZM243 248V247H242ZM252 248H255V247H252ZM27 249V248H26ZM52 249V248H51ZM58 249V248H57ZM57 249H56V251H57ZM111 249V248H110ZM132 249V248H131ZM135 249V248H134ZM181 249V248H180ZM187 249V248H186ZM13 250V249H12ZM18 250V249H17ZM28 250H30L29 248H28ZM33 250V249H32ZM130 250V249H129ZM224 250H226L225 248H224ZM236 250V249H235ZM9 251V250H8ZM14 251V253H15V249L13 250ZM35 251V250H34ZM34 251H30L31 253L33 252L34 253ZM50 251H52V250H50ZM49 251V252H50ZM54 251V250H53ZM52 251V252H53ZM118 251V250H117ZM188 251H189V249H188ZM213 251H214V249H213ZM221 251H222V248H221ZM262 251V250H261ZM7 252V249L6 248H1V251H0V254H1V256H3L4 254L3 253H6ZM10 252H11V250H10ZM75 252V251H74ZM185 252H187L186 250H185ZM218 252V251H217ZM223 252V251H222ZM226 252V251H225ZM225 252L223 253L224 254V256H225ZM228 252V253H229ZM257 252V251H256ZM29 253V252H28ZM37 253V252H36ZM39 253V252H38ZM37 253V254H38ZM54 253V252H53ZM64 253H62V254H64ZM228 253H226V254H228ZM244 253V252H243ZM11 254V253H10ZM57 254H58V252H57ZM62 254H61V256H62ZM187 254V253H186ZM220 254V253H219ZM223 254H222V256H223ZM251 254H253V253H251ZM259 251H258V256H259ZM17 255L19 256V257H21V259L22 258H24V259H26V252H25V250L24 249H20V250H18L17 251ZM17 256V257H18ZM60 256V257H61ZM208 256L211 258V264H219L217 261L218 260H220V257H219V259L217 260V258H216V256H214L212 253H208ZM217 256H218V253H217ZM220 256H221V254H220ZM221 256V257H222ZM4 257V256H3ZM2 257V258H3ZM35 257H37L36 256V254H35ZM47 257H50V254H49V256H47ZM56 257V256H55ZM59 257V256H58ZM65 256H63V258H64ZM251 257V256H250ZM254 257V256H253ZM1 258V259H2ZM51 258V257H50ZM226 258V257H225ZM228 258V257H227ZM230 258V257H229ZM38 259V258H37ZM39 259H40V257H39ZM57 259V258H56ZM55 258H54V260H56ZM65 259V258H64ZM68 259V258H67ZM70 259V258H69ZM223 259V258H222ZM252 259V258H251ZM53 260V259H52ZM60 261H63V260H61V259H59ZM66 260V259H65ZM64 260V261H65ZM225 260V259H224ZM230 260V259H229ZM228 260V262H230ZM243 260H245V261H243ZM27 261V259L25 260V262ZM31 261V260H30ZM48 261H50V260H48ZM57 261V260H56ZM221 261V260H220ZM226 261V260H225ZM254 260H252V262H253ZM52 262V261H51ZM59 262V261H58ZM57 262V263H58ZM207 262H210L209 261V259L207 258V259H204V261L202 262V263H200V264H209V263H207ZM55 263V262H54ZM56 263V264H57ZM112 263V262H111ZM223 263V262H222ZM227 263V262H226ZM264 263V262H263ZM3 264V263H2ZM50 264V263H49ZM52 264V263H51ZM59 264V263H58ZM220 264H221V262H220ZM231 264V263H230ZM234 264V263H233Z\"/></svg>",
  "mask_w": 264,
  "mask_h": 264
}]
</instances>
